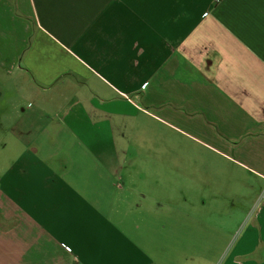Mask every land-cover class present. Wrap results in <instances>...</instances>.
<instances>
[{"label": "crops", "instance_id": "obj_1", "mask_svg": "<svg viewBox=\"0 0 264 264\" xmlns=\"http://www.w3.org/2000/svg\"><path fill=\"white\" fill-rule=\"evenodd\" d=\"M0 130V264H164L148 157L230 207L184 260L264 264V0H0Z\"/></svg>", "mask_w": 264, "mask_h": 264}, {"label": "rangeland", "instance_id": "obj_2", "mask_svg": "<svg viewBox=\"0 0 264 264\" xmlns=\"http://www.w3.org/2000/svg\"><path fill=\"white\" fill-rule=\"evenodd\" d=\"M9 134L11 133L9 132ZM9 134L7 131L0 130V141L3 140V143L8 145L10 140ZM2 163H8L4 156L0 157V165ZM162 166L163 164L160 162H157L155 165L154 160L149 157L142 159L139 164H137L136 171L134 170L135 179L137 180L138 177L141 180H145L144 182L157 183L158 188L153 189L156 195L161 196V198L171 196L174 199L173 202L175 206L173 209L163 211L164 215L169 213L172 218L177 219L173 220V229L162 237L163 245L161 249V259L164 264H182L187 261L183 259L184 254L182 252L191 254L193 248L201 243V228L195 223V231L198 235L193 234L191 236L192 227L190 221H197L198 219H204V217L208 216L212 224H218L220 222L219 214L227 213L230 211V207L228 205L226 206L222 201H215L210 195L206 196V192L209 193L207 189H205L206 192H202L205 195L203 199L206 201L204 205H200L198 201L199 196L196 193L198 188L193 181L184 174L167 173V176H165ZM182 194L187 196V201L181 198ZM261 200H264V188L260 192V201ZM236 212L239 211L237 210ZM234 223V220L229 221L230 229L233 228ZM148 232H150L149 227ZM148 239L151 240L149 234ZM151 243L152 245L155 244L153 240H151ZM177 251L179 256L174 254ZM216 256L217 250L212 248L208 252V258L197 264H211ZM194 262V260L189 259L185 264H194Z\"/></svg>", "mask_w": 264, "mask_h": 264}, {"label": "water", "instance_id": "obj_3", "mask_svg": "<svg viewBox=\"0 0 264 264\" xmlns=\"http://www.w3.org/2000/svg\"><path fill=\"white\" fill-rule=\"evenodd\" d=\"M191 15L188 14V12H186L185 10H181L179 13H178V18L177 20L178 21H181V20H186L188 18H190Z\"/></svg>", "mask_w": 264, "mask_h": 264}, {"label": "trees", "instance_id": "obj_4", "mask_svg": "<svg viewBox=\"0 0 264 264\" xmlns=\"http://www.w3.org/2000/svg\"><path fill=\"white\" fill-rule=\"evenodd\" d=\"M234 143H236V142H234ZM259 254V253H258ZM255 255H251V256H248V258H252V257H254Z\"/></svg>", "mask_w": 264, "mask_h": 264}, {"label": "flooded vegetation", "instance_id": "obj_5", "mask_svg": "<svg viewBox=\"0 0 264 264\" xmlns=\"http://www.w3.org/2000/svg\"><path fill=\"white\" fill-rule=\"evenodd\" d=\"M3 226H5V224H3Z\"/></svg>", "mask_w": 264, "mask_h": 264}]
</instances>
